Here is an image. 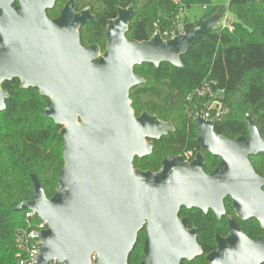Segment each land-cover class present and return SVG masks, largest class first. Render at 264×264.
<instances>
[{"label": "water", "instance_id": "1", "mask_svg": "<svg viewBox=\"0 0 264 264\" xmlns=\"http://www.w3.org/2000/svg\"><path fill=\"white\" fill-rule=\"evenodd\" d=\"M55 1L0 0V111L8 98L2 83L17 78L20 88H36L49 98L44 115L60 126L63 139L64 164L54 196L48 199L30 174L32 198L14 209L46 222L35 264H128L141 230L139 264L192 261L202 249L196 228L179 217L180 210H212L219 219L227 197L235 216L227 217L228 233L215 235L216 247L205 261L264 264V236L249 239L235 219H255L264 229V178L249 160L264 155V139L248 115V136L235 140L217 135L212 121L194 118L195 143L221 160L210 174L203 172L201 152L190 162L165 157L157 172L133 167L135 157L151 153L153 140L174 130L147 112L135 117L129 90L144 79L133 68L147 63L156 69L163 62L181 67L180 57L217 22H196L170 39L156 30L138 42L125 37L133 6L117 8L116 17L106 22L101 52L97 44H80L81 27L94 18L89 8L76 12L69 0L51 19L46 10Z\"/></svg>", "mask_w": 264, "mask_h": 264}, {"label": "trees", "instance_id": "2", "mask_svg": "<svg viewBox=\"0 0 264 264\" xmlns=\"http://www.w3.org/2000/svg\"><path fill=\"white\" fill-rule=\"evenodd\" d=\"M69 0H56L46 10L55 19ZM76 12L89 8L93 20L81 27L80 44H97L106 48V22L114 19L117 8L130 5L135 10L128 23L125 37L130 40H148L156 32L178 34L176 16L179 8L175 0H74ZM16 5V4H15ZM227 10L236 21L229 26L210 29L204 38L190 47L181 58L182 66L161 63L156 69L147 63L133 68V74L144 83L129 90L131 109L135 117L142 112L173 125V132L153 140L150 154L135 157L133 167L140 171L157 172L165 157L181 156L186 152H201L203 172L210 174L221 162L219 157L201 151L195 143L197 127L194 124L193 102L187 100L191 91L207 81L225 90L224 106L228 111L218 122L214 132L230 140L248 136L246 115L255 124L264 139V0H227ZM223 13V12H222ZM227 17V16H226ZM230 19L227 17L226 21ZM157 27H155V26ZM197 25L184 24L185 28ZM167 36V39H170ZM8 94L5 108L0 111V264L16 263L14 235L27 227L26 211L14 210L31 200L30 174L39 180L44 195L51 199L57 185V175L63 167V139L60 126L45 117L44 109L50 100L33 87L20 88L17 78L1 85ZM254 173L264 178V155L249 158ZM225 216L217 218L213 211L182 208L179 217H186L191 228H196V241L202 254L181 264H205L204 256L216 247L215 235L228 233L226 219L234 215L231 201H224ZM38 222V218L32 219ZM244 235L255 240L264 236V229L255 219H236ZM145 231L137 234L136 244L128 257V264L143 260Z\"/></svg>", "mask_w": 264, "mask_h": 264}, {"label": "built area", "instance_id": "3", "mask_svg": "<svg viewBox=\"0 0 264 264\" xmlns=\"http://www.w3.org/2000/svg\"><path fill=\"white\" fill-rule=\"evenodd\" d=\"M175 3L178 5L179 12L176 16V25L178 33L184 28V26L178 24V20L181 17L182 10L178 4V0H175ZM227 17H225L226 21ZM222 25H227L226 22H223ZM221 25V26H222ZM155 26V25H154ZM229 30H232V26L228 24ZM157 27V26H155ZM157 30V29H156ZM175 32L171 33L165 32L160 34L162 39H167L174 36ZM224 94L225 90L217 87V85L212 81H207L200 85L199 87L193 89L189 94L187 100L189 103L193 102V117L200 116L204 121L218 122L220 121L228 109L224 106ZM191 152H186L182 156L185 161L190 162L193 160ZM27 227L24 229H18L14 235V246H16V263L18 264H35V259L39 253V234L42 231H45L46 222L41 221L38 218V222H33L32 219L36 217L34 213L27 211ZM37 218V217H36ZM94 258H91L93 263ZM47 264H65L57 262L56 260L49 261ZM205 264H208L205 261Z\"/></svg>", "mask_w": 264, "mask_h": 264}, {"label": "rangeland", "instance_id": "4", "mask_svg": "<svg viewBox=\"0 0 264 264\" xmlns=\"http://www.w3.org/2000/svg\"><path fill=\"white\" fill-rule=\"evenodd\" d=\"M178 4L182 10L178 24L182 26L205 20H215L219 26L223 22L232 24L236 21L235 16L227 10V0H178ZM226 16L229 21H225Z\"/></svg>", "mask_w": 264, "mask_h": 264}, {"label": "flooded vegetation", "instance_id": "5", "mask_svg": "<svg viewBox=\"0 0 264 264\" xmlns=\"http://www.w3.org/2000/svg\"><path fill=\"white\" fill-rule=\"evenodd\" d=\"M198 153V152H197ZM196 154V153H195ZM261 189H263L264 190V186L261 188ZM225 201V200H224ZM224 203V202H223ZM225 216V215H224ZM233 216H235V214L233 215ZM223 217V216H222ZM235 219H237V218H235Z\"/></svg>", "mask_w": 264, "mask_h": 264}]
</instances>
